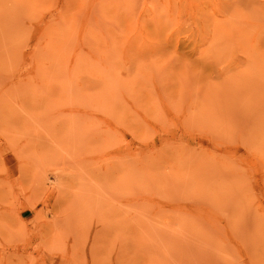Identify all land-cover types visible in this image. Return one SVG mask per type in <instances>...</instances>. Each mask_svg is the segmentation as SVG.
Listing matches in <instances>:
<instances>
[{"label":"rangeland","instance_id":"1","mask_svg":"<svg viewBox=\"0 0 264 264\" xmlns=\"http://www.w3.org/2000/svg\"><path fill=\"white\" fill-rule=\"evenodd\" d=\"M94 262L264 264V0H0V264Z\"/></svg>","mask_w":264,"mask_h":264},{"label":"bare ground","instance_id":"2","mask_svg":"<svg viewBox=\"0 0 264 264\" xmlns=\"http://www.w3.org/2000/svg\"><path fill=\"white\" fill-rule=\"evenodd\" d=\"M90 245H91V244H90ZM94 246H95V245L92 244V245L90 246L91 249H89V250H91V251H95V250H94V249H95ZM93 248H94V249H93ZM89 252H90V251H89ZM91 253H93V252H91ZM95 255H96V254H95ZM95 255H93V256H95ZM91 260H92V259H91ZM93 260H94V259H93ZM73 261H74V260H73ZM90 264H91V263H90ZM93 264H97V263L94 262Z\"/></svg>","mask_w":264,"mask_h":264}]
</instances>
